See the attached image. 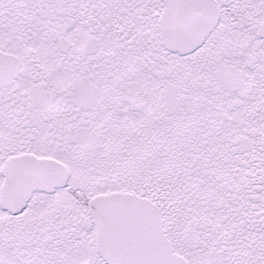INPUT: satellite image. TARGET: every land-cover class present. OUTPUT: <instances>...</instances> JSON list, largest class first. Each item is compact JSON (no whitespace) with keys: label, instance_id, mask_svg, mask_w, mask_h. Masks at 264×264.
<instances>
[{"label":"snow or ice","instance_id":"1","mask_svg":"<svg viewBox=\"0 0 264 264\" xmlns=\"http://www.w3.org/2000/svg\"><path fill=\"white\" fill-rule=\"evenodd\" d=\"M0 264H264V0H0Z\"/></svg>","mask_w":264,"mask_h":264}]
</instances>
